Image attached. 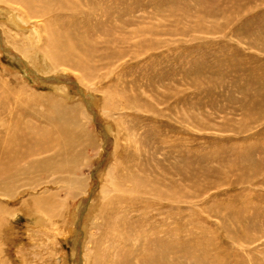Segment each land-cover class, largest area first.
Instances as JSON below:
<instances>
[{"label":"rangeland","instance_id":"374dc122","mask_svg":"<svg viewBox=\"0 0 264 264\" xmlns=\"http://www.w3.org/2000/svg\"><path fill=\"white\" fill-rule=\"evenodd\" d=\"M3 1L33 9L26 34L51 23L92 80L19 54L0 10V97L77 105L66 169L27 156L0 176V264H264V0ZM31 196L54 213L44 231Z\"/></svg>","mask_w":264,"mask_h":264},{"label":"bare ground","instance_id":"6f19581e","mask_svg":"<svg viewBox=\"0 0 264 264\" xmlns=\"http://www.w3.org/2000/svg\"><path fill=\"white\" fill-rule=\"evenodd\" d=\"M20 9L22 11H19V9H16L13 5L0 0V10L7 11V13L12 17L11 20L16 27L14 28L13 26H8L5 28L4 35L9 41H11L10 43H17V45H15L19 54L30 60L28 56L31 54V52H33L35 56L42 53L44 55L43 57L45 58V61L52 68V70L53 68L56 69L63 65H69L72 68L71 70L78 71L80 81L87 84V82L92 80L91 73L88 71V69L87 71L84 70L85 67H82L80 59H71L72 56L70 55L69 50L71 47L69 45L70 40H66V37H63L60 34L59 39L61 43H66V46L63 45L66 52L63 51L62 48L55 51L53 50L52 47L54 46L53 44H55V42L52 37H54L55 33H51L47 30V26L51 25V23H45L44 28L40 26L39 29H30L31 32L26 34L27 32L23 30L25 29L26 25L23 23H26L27 25L29 24L26 18H30L29 14L32 13L29 11H33V9L28 3H24V7H20ZM49 19H47L46 22ZM53 20L54 18L51 20V22L57 25V23ZM42 29L45 30L44 35H42ZM19 30H23L24 32ZM47 36L49 39H47ZM18 43H28L31 44L32 47L31 49L29 48L26 50L27 47H20ZM19 86L22 87L23 85L21 86L20 84ZM23 87L25 88L23 90H29L25 86ZM13 93L16 94V91ZM26 97L24 96L20 99H17L14 95L13 99H11L9 103L4 96L0 97V176L7 175L11 178V181H13L22 173L19 169H16V164L22 157L26 158L27 156H34V159L30 161V164L32 165V170L35 173H60L62 170L66 169V162L68 159H71V157L74 156L71 154L74 152V148L77 146V135L75 136L74 132L70 130L71 126L68 123L70 118L69 113L71 114V111L74 110L77 105L64 107V104L62 105V103L59 102L61 99H53V104L56 106V109L52 112L50 110L51 114H41L38 111H34L33 106H28L30 101L34 103L38 100V97L34 96L32 99L31 97ZM40 117H44V121L47 120L49 122L43 125L36 123L33 120L39 119ZM55 120H58L57 124L54 123L56 122ZM70 120H74V118ZM50 121L52 124H50ZM61 122L62 124H60ZM49 174L47 176H49ZM30 180L32 179H29L28 181ZM26 182L27 181L24 182V186L26 185ZM35 182V179L34 181L32 180L30 184L25 186V189L29 191V189L36 188V185L38 184H35ZM154 189L157 190L158 194L164 195V192H161V186L158 187L157 185H154ZM10 191V188H4L2 193L11 197H15V195L12 196L13 194H11ZM181 191L182 187H179L175 181H171V184L168 186L167 192L165 193L166 195L164 196H168L173 200H178L180 196L177 194ZM29 200L33 203V209L36 208L35 210H37V213L40 215L39 217L35 218V225L33 228H39L40 231H44L49 224V220L47 221V216L53 217L54 213L50 212L49 215H47L43 212L44 210L41 209L40 206L46 204V198L41 196H31ZM112 220H114V217H112ZM162 244L164 245V243Z\"/></svg>","mask_w":264,"mask_h":264}]
</instances>
